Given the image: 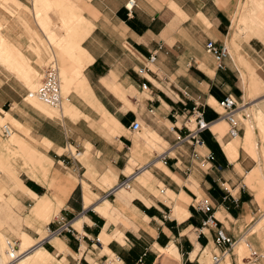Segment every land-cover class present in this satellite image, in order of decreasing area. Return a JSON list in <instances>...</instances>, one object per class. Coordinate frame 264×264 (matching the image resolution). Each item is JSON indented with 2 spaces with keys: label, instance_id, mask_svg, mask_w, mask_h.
I'll use <instances>...</instances> for the list:
<instances>
[{
  "label": "crops",
  "instance_id": "0c3cea01",
  "mask_svg": "<svg viewBox=\"0 0 264 264\" xmlns=\"http://www.w3.org/2000/svg\"><path fill=\"white\" fill-rule=\"evenodd\" d=\"M129 1H80L91 29L75 46L81 53V68L68 85L72 95L66 106L71 115H65L62 107L63 118L46 110L39 109L44 115L38 113L19 93L5 97L4 87L14 89L11 80L26 88L14 73L32 82L38 72L17 46L0 35V62L8 75L0 76V108L8 105L13 124L27 126L39 142L18 150L32 168L31 178L27 176L30 184L20 179L15 185L20 190L17 200L25 208L24 218H19L27 223L20 229V252L23 245L28 250L43 241L40 232L54 227L58 215L74 225L73 233L50 238L23 261L108 264L111 255L119 261L110 264H202L206 252L212 256L221 251L214 244L216 230L196 232L211 214L227 236L246 235L264 255V92L244 101L264 89V19L255 22L245 14L244 23L241 18L244 7L264 10V0L262 7L239 0H135L131 16L125 8ZM41 4L35 0L37 9ZM230 24L232 42L238 30H250L255 39L243 43L234 52L236 58L231 55L225 70H219L206 45L211 40L226 43ZM154 52L156 61L150 63ZM13 63L16 67L9 68ZM228 95L244 101L246 110L258 109L254 123L243 125L238 139L225 133L228 125L215 110ZM193 101L206 106L205 119L211 124L203 135L202 150L215 153L209 170L198 168L189 146L173 148L176 137L184 133L180 128ZM129 104L132 108H127ZM134 121L152 130L144 127L146 136L134 140L129 130ZM163 144L169 147L164 150ZM70 147L91 153L88 166L60 153ZM143 147H158L161 152L143 155L148 159L140 164ZM163 154L167 164L159 158ZM39 169L47 176L37 175ZM140 170L129 191H115L111 202L105 198L126 176ZM95 173L97 184L86 177ZM153 180L166 187V203L154 194L158 185ZM200 202L209 204L211 213L200 211ZM239 246L225 264H241L244 246ZM255 264H264V259Z\"/></svg>",
  "mask_w": 264,
  "mask_h": 264
},
{
  "label": "rangeland",
  "instance_id": "374dc122",
  "mask_svg": "<svg viewBox=\"0 0 264 264\" xmlns=\"http://www.w3.org/2000/svg\"><path fill=\"white\" fill-rule=\"evenodd\" d=\"M22 1H27V4L25 5L24 3H22ZM80 1L81 0H42L40 8L37 9L35 6V0H0L1 37H3V39H5L7 42L9 40L13 45L17 46L26 56L30 65L38 72V74L35 73L36 77L32 82L25 81L20 72L14 73V75L24 83L26 88L25 90L21 89L20 86H16V84H14L11 80L10 83L14 85V89L6 87L3 88V91L6 94V98H13L17 96L16 93H19L23 95L24 102H26V104H28L38 113L44 115L40 110H42L43 112L44 110H46L48 112L57 114V118H63L62 116H60L61 109L51 108L43 102L39 101L37 98L29 97L31 92H35L40 86L44 69L48 67L52 62H55L59 69L63 101L64 98L66 99L69 97V102L65 100L62 106L64 107V114L68 116L71 115V111H68L69 106H66L71 104L70 100L72 95V91H69L68 85L72 82L74 83V81L78 77L77 73L81 68L80 66L78 67V59L81 56V53H79L80 51L78 49L75 50V46L79 47L78 41H81V39L84 38L91 29V26L87 23L82 9L79 5ZM239 3H247V6L255 5L257 7H262V0H239ZM63 4L69 5L71 11L70 9L67 11H62ZM242 12L243 14L241 15V18L242 22L245 21L244 23H246L245 14H248L249 18L255 22H257L259 17L260 19H264V10L261 9H248L247 7H244L242 9ZM238 34L239 36L237 40L232 42L230 39V24L229 35L226 38L225 42L230 49L231 55L234 57L236 56L234 52L238 53L241 50V45L243 43H248L251 39H255L252 38L253 32L251 33L250 30H238ZM5 52L8 53V48L5 49ZM236 62L239 66L244 67V65H242L237 60ZM66 71L68 72L67 74ZM261 74L264 79V74L262 72ZM4 75L8 76L6 74L4 64L0 62L1 79L4 78ZM1 84L2 83L0 81V85ZM263 92L264 89H260L254 91L251 96L247 95L244 98L245 103H248L253 99V97L258 96ZM129 94L134 95L135 93ZM127 108H132L131 104L127 105ZM215 110L219 114L222 113V109L220 108V106L216 107ZM256 110L258 109L254 107L247 110V113H249L251 117L250 119L244 121V126L249 127V125L254 123ZM2 111H4L6 114ZM11 118H13V116L10 113V107L8 105L0 108V190L2 189L0 191V234L3 235V241H0V258L2 257V261H0V264H5L7 262L6 250L8 248L7 243L9 240H19L20 244L23 242L20 236V229L22 228L23 224H27L25 223V221L19 218H24L25 208L17 200V195L20 190L16 191L15 185L20 179L26 185L30 184L28 177H30L29 172H31L32 168L26 165L22 154L18 150L22 146H39V142L34 136L30 134V130L27 128V126L23 124H21V126L15 125L11 121ZM141 124L142 131L140 133L134 134V140L142 139L146 136V131L152 130L146 123L141 122ZM5 125L10 126V128L14 132L11 138L4 137L2 135V128ZM144 127L146 131L145 129L143 130ZM227 130L228 129L226 127L225 133L227 132ZM261 139L262 141H264V137L261 136ZM163 146L164 150L169 147V145L164 144ZM69 150L75 155V157H77L78 152H76V149L70 147ZM66 152L67 151L63 150L60 151V153ZM155 152L159 154V152L161 151L158 147H143L142 154L140 155V157H138L140 158V164L144 163L148 159L146 157L143 158V155L153 157L154 154H156ZM90 157V152L88 154L82 153L79 157H77V160L79 161V164L83 163L85 166H88L87 164ZM80 171L82 172V170ZM36 173L37 175L47 176L48 172L45 174L42 170L39 169L36 170ZM81 175L83 177L82 173ZM86 177L90 178L94 183L97 184L96 179L98 175L96 173L94 175L86 174ZM153 181L155 185H158V188L154 191V194L157 196V198L166 203L164 201L165 193L167 191L166 187L160 185V183H158V181L156 180ZM152 182H150V184ZM129 190L130 189H127V191ZM13 197H15L17 202ZM112 198L113 194L109 196L107 200L109 199V201L111 202ZM19 220L21 222H19ZM44 223L48 222L44 221ZM40 234L41 237L44 238L47 235V232L41 231ZM25 249L26 246L23 245L22 251ZM46 249L49 250L52 254L56 253L53 248L50 249L47 247ZM103 254L106 253L103 252ZM239 256L240 259L246 258L248 256V252L245 248H242ZM74 257L76 259L78 258L76 255H74ZM109 257L111 259H115L114 256L109 255ZM56 258L60 260L59 257ZM75 263L77 262L71 261L70 264ZM201 263H211V255L209 254V252H206L205 257H202ZM21 264H25V261ZM54 264L58 263L55 262ZM65 264H68L67 261L65 262ZM108 264H110V261L108 262Z\"/></svg>",
  "mask_w": 264,
  "mask_h": 264
},
{
  "label": "built area",
  "instance_id": "2783aa9c",
  "mask_svg": "<svg viewBox=\"0 0 264 264\" xmlns=\"http://www.w3.org/2000/svg\"><path fill=\"white\" fill-rule=\"evenodd\" d=\"M135 6V0H130L128 4H126L125 8L129 12L130 16L132 15V11ZM206 52L213 57L219 70H225L226 59L232 60L230 49L226 43L220 44L211 40L206 45ZM156 57L157 52L152 53L149 58V62L154 63L156 61ZM144 71L145 69L142 70V72ZM142 88L146 90L147 85L143 84ZM182 94L187 99L190 97L189 93L186 91L182 92ZM29 97H35L52 108H58L61 105L63 101L61 81L59 69L55 62H52L48 67L44 69L40 86L35 92H31ZM193 102L194 106L191 110L186 112L182 128H180V131H184V133H181L176 137V142L173 148H178L185 145L189 146L192 150L191 158L194 162L197 163L198 168H200L201 170H209L211 166L210 164H212L216 159L215 153L211 151L204 153L202 150L206 148V143L203 139V135L206 132L210 131L211 124L205 119L206 106L202 105L199 101ZM219 106L222 109V113L219 114L217 112V114L219 118H222L227 123L228 136L231 139H238L241 135L244 121L250 119L251 117V115L247 113V110L244 108V101L240 102L234 96L228 95L219 102ZM151 113H153V111H151ZM129 130L134 134L140 133L142 131L141 122L134 121L130 125ZM12 133L13 130L10 128V126H3L2 135L4 137H10ZM76 152H78L77 157L82 154L77 150ZM67 153L70 154L72 158L79 163L77 157H75V155L69 150V148L67 150ZM159 158L163 162H165V164H167V154H163L159 156ZM133 180V177L126 176L125 179L118 183L110 192L106 194L105 197L111 196L112 194H114L115 190L121 188L131 189ZM199 210L204 213H211L212 211L211 206L205 202H200ZM52 225L54 227L50 226L46 229L48 235L47 239L39 242L37 245L43 246L48 242L50 238L61 237L65 234H71L74 232L71 220H68L65 216L62 215H58L57 217H55ZM205 230H216L214 244L216 245V247L221 249L219 253L213 254L211 256L210 264H225V259L233 254L239 245H243L248 252V256L242 259L243 264H255L259 260L264 259V255L259 253L252 246L246 235H242L239 239H234L227 236L223 229L219 226V222L213 214L209 215L205 220L202 221L201 226L196 229V232L202 234ZM19 242V240H9L7 243L8 251L14 252L15 256L13 258L15 260L22 257V255L18 254L17 252L20 249ZM96 242L101 243L100 238H97ZM236 257L239 258L238 255ZM110 261L117 262L119 261V258L115 257V259L112 258Z\"/></svg>",
  "mask_w": 264,
  "mask_h": 264
},
{
  "label": "bare ground",
  "instance_id": "6f19581e",
  "mask_svg": "<svg viewBox=\"0 0 264 264\" xmlns=\"http://www.w3.org/2000/svg\"><path fill=\"white\" fill-rule=\"evenodd\" d=\"M70 8H69V5H67V4H63V7H62V11L64 10V11H67V10H69ZM70 11H71V9H70ZM16 67V64L15 63H13V64H11L10 66H9V68H15ZM61 90H62V88H61ZM33 96V95H32ZM33 98V97H32ZM39 100V99H38ZM69 101V97L68 98H64V101ZM40 101V100H39ZM64 101H62V103H61V105L58 107V108H54V109H61L62 108V106H63V104H64ZM50 107V106H49ZM52 108V107H51ZM245 108V107H244ZM68 111H70V109L68 108ZM223 120V119H222ZM210 127H211V125H210ZM13 134H14V132L11 134V136H10V138L13 136ZM142 170H140L139 172H137L136 174H134V175H132V176H130V177H133V179L135 178V176L136 175H138L140 172H141ZM121 189H126V188H121ZM118 190H120V189H118ZM127 190V189H126ZM115 191H117V190H115ZM74 226V225H73ZM47 236L48 235H46L45 237H44V240L45 239H47ZM8 245V244H7ZM242 246V245H241ZM39 247H42L41 245H35L34 247H32V248H30V249H28V250H23L22 252H20V249L17 251L18 252V254H20V255H22V257H20L19 259H17V260H15L13 257L15 256L14 255V252L13 251H8V248H7V250H6V253H7V256H6V258H7V262L5 263V264H21L22 262H24L23 260L27 257V256H29L31 253H33V251L35 250V249H37V248H39ZM240 247V246H239ZM166 252H168V250L166 251Z\"/></svg>",
  "mask_w": 264,
  "mask_h": 264
},
{
  "label": "trees",
  "instance_id": "16d2710c",
  "mask_svg": "<svg viewBox=\"0 0 264 264\" xmlns=\"http://www.w3.org/2000/svg\"><path fill=\"white\" fill-rule=\"evenodd\" d=\"M29 185V184H28Z\"/></svg>",
  "mask_w": 264,
  "mask_h": 264
}]
</instances>
